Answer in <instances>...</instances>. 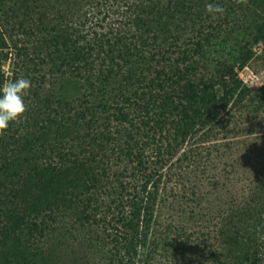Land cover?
<instances>
[{"label": "trees", "instance_id": "obj_1", "mask_svg": "<svg viewBox=\"0 0 264 264\" xmlns=\"http://www.w3.org/2000/svg\"><path fill=\"white\" fill-rule=\"evenodd\" d=\"M208 3L225 12L213 18ZM235 5V0H0L1 11L25 6L30 31L56 27L61 64L101 92L91 95L96 103L85 98L75 111L76 143H58L60 166L46 161L35 172L41 192L34 202L43 205L32 202L27 208V225L32 235L35 229L43 234L52 228L48 216L60 221L66 238L59 264L159 262L153 247L166 191L165 156L173 157L198 136L212 139L223 114L251 91L231 64L204 59ZM129 77L134 81L126 83ZM112 124L113 131L102 129ZM43 128L51 136V127ZM111 161L123 165L122 177L120 170L112 174ZM238 199L220 211L203 264H264V172ZM53 205L57 209L48 215ZM43 210L42 218H32Z\"/></svg>", "mask_w": 264, "mask_h": 264}, {"label": "rangeland", "instance_id": "obj_2", "mask_svg": "<svg viewBox=\"0 0 264 264\" xmlns=\"http://www.w3.org/2000/svg\"><path fill=\"white\" fill-rule=\"evenodd\" d=\"M235 7L236 12L224 22V33L204 59L225 67L231 64L239 79L241 71L259 79L257 85L249 87L251 91L239 107L223 114L212 139L204 141L198 136L173 157L165 156L162 182L166 191L159 201L153 247L157 264H203L220 211L243 197L254 177L264 172V0H248L246 5ZM24 11L25 6L0 10V87L20 77L31 81L25 97L28 111L0 135V264H59L64 236L60 221L48 216L52 228L43 234L35 229L32 235L27 225V208L32 202L37 207L43 205L40 200L34 202L41 192L35 172H40L46 161L48 166H60L58 143L75 146V111L85 98L96 103L91 95L99 91L76 77L67 64H61L56 27L30 31ZM132 77L125 82L134 81ZM46 125L52 131L47 138ZM107 127L115 129L114 124L102 129ZM153 148L147 146V153ZM111 166L112 174L120 170L122 177L123 165L111 161ZM128 180L133 181V176ZM49 208L48 215L57 209L54 205ZM43 215L45 210L32 218ZM71 236L69 233L68 238Z\"/></svg>", "mask_w": 264, "mask_h": 264}, {"label": "clouds", "instance_id": "obj_3", "mask_svg": "<svg viewBox=\"0 0 264 264\" xmlns=\"http://www.w3.org/2000/svg\"><path fill=\"white\" fill-rule=\"evenodd\" d=\"M235 3L246 5L248 0H235ZM205 7L213 18L217 14L222 15L225 12L222 6L213 3H208ZM30 89L31 81L24 77L6 81L0 87V135H3L8 130L11 122L19 121L28 111L25 97L29 95ZM257 232H259V228ZM261 239H264V236ZM139 250L138 246L137 251Z\"/></svg>", "mask_w": 264, "mask_h": 264}, {"label": "built area", "instance_id": "obj_4", "mask_svg": "<svg viewBox=\"0 0 264 264\" xmlns=\"http://www.w3.org/2000/svg\"><path fill=\"white\" fill-rule=\"evenodd\" d=\"M240 78L243 80L244 84H246L248 87L254 86V84L257 85V79H259L258 75L251 73L250 75L246 76L244 74V71H241L239 73Z\"/></svg>", "mask_w": 264, "mask_h": 264}]
</instances>
